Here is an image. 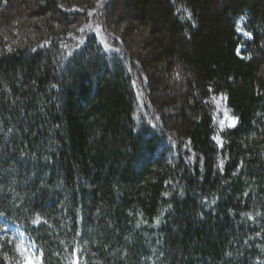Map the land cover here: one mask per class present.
I'll use <instances>...</instances> for the list:
<instances>
[{
    "label": "trees",
    "instance_id": "obj_1",
    "mask_svg": "<svg viewBox=\"0 0 264 264\" xmlns=\"http://www.w3.org/2000/svg\"><path fill=\"white\" fill-rule=\"evenodd\" d=\"M4 223L38 264H264V0H0V264H23Z\"/></svg>",
    "mask_w": 264,
    "mask_h": 264
},
{
    "label": "rangeland",
    "instance_id": "obj_2",
    "mask_svg": "<svg viewBox=\"0 0 264 264\" xmlns=\"http://www.w3.org/2000/svg\"><path fill=\"white\" fill-rule=\"evenodd\" d=\"M125 13H129L128 10L126 12H122V16L124 17ZM125 18V17H124ZM126 19V18H125ZM128 20L126 19L123 22V26L127 27ZM181 91H185V88L183 85H181ZM163 93H167L168 91V85H163ZM173 89V85H169ZM211 104L214 107L215 113H216V122L218 124V127L225 128L230 127L229 125L232 124L233 120L236 124V118L232 115L230 112V109L227 106L226 97L224 95H214L211 98ZM221 121L224 123L221 124ZM234 124V125H235ZM216 141L219 145H221V140L219 137L216 136ZM4 227L7 231H10L12 236L15 238L17 242V248L18 253L21 256L23 264H28V258L30 257L31 260L34 262V264H38V259L35 256V246L32 244V242L28 239V237L21 231V229L13 224L10 223H4ZM27 249V251H25Z\"/></svg>",
    "mask_w": 264,
    "mask_h": 264
},
{
    "label": "snow or ice",
    "instance_id": "obj_3",
    "mask_svg": "<svg viewBox=\"0 0 264 264\" xmlns=\"http://www.w3.org/2000/svg\"><path fill=\"white\" fill-rule=\"evenodd\" d=\"M107 50V49H106ZM224 122L223 121H221V124H223ZM234 124H235V121L233 120V122H232V124H230L229 126L230 127H232V126H234ZM222 163L223 162H221V165H222ZM222 170V169H221ZM40 221H39V219H37L36 221H34V223H39ZM25 251H27V249H25ZM28 264H34V262L31 260V258L29 257L28 258Z\"/></svg>",
    "mask_w": 264,
    "mask_h": 264
}]
</instances>
